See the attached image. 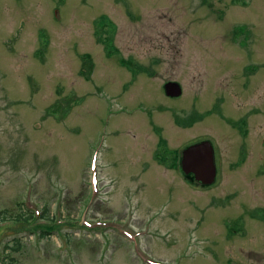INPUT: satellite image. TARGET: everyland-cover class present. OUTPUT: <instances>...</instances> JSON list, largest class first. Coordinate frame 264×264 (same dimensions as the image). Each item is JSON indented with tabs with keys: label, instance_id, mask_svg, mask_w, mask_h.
Masks as SVG:
<instances>
[{
	"label": "rangeland",
	"instance_id": "374dc122",
	"mask_svg": "<svg viewBox=\"0 0 264 264\" xmlns=\"http://www.w3.org/2000/svg\"><path fill=\"white\" fill-rule=\"evenodd\" d=\"M120 57L174 71L203 62L196 103L223 98L232 126L213 114L178 131L167 115L190 108L194 91L168 100L159 88L170 69L127 80ZM188 73L183 85L196 88ZM161 105L152 118L170 143L156 147L145 112ZM209 133L222 153L214 185L167 169L172 151ZM234 154L246 160L228 166ZM22 207L30 222L3 218ZM263 210L264 0H0V260L264 264ZM42 224L53 228L43 235Z\"/></svg>",
	"mask_w": 264,
	"mask_h": 264
},
{
	"label": "flooded vegetation",
	"instance_id": "af4514ba",
	"mask_svg": "<svg viewBox=\"0 0 264 264\" xmlns=\"http://www.w3.org/2000/svg\"><path fill=\"white\" fill-rule=\"evenodd\" d=\"M107 34L108 33L106 32V35H105L106 39H109V42H110V38H107ZM233 34L235 36L236 32H233ZM109 36L112 37V34H109ZM103 42H104L103 45L105 46V49H106L107 43H106V41H103ZM119 61L123 66L129 68L130 72L132 71L131 74L128 72V76L126 77L127 80H130L131 78L133 79L134 77H136V80H138V75L141 73H145L146 75L152 76L149 78L157 79L160 77L159 73H162L164 75V72L163 71L160 72L159 69H170L169 75L171 74V76L169 78H163V75H161V77L163 78V80H162L163 82L159 88L161 90V92L163 93V95L168 100H171V98L178 99L182 96H185L184 94H185L187 89H192L194 91V93L192 94L193 99H191V101H190L191 102L190 108L179 109L178 111H175V110L171 111L170 109H168L171 111L172 117H171V115H167V116L171 118V123L174 124L175 128L178 131L180 130V128H185L186 131L190 130V128H192L194 126V124H196V123L197 124L201 123V125H202V123L206 122L207 121L206 119L209 116H212L213 114L216 115L217 117L225 120L227 123H229L232 126L233 117H230L228 115V113L223 112V110L226 111L225 106H229L227 103H224L223 98H216L213 105L210 106L209 108H208V103H206V101H202V106H203L202 109H200L198 107V103H196V100H200L201 98H204V97H202V95H199V91L202 89V84H204V82L202 81V84L200 85V78H199L200 74L204 73L203 79L207 77L205 66H204L203 62H195L194 64L191 62H186L185 66H183V69L181 71H174L173 69H177L178 67H176L175 65H172L173 63L167 62V61H139V60H135L133 57H129V58L120 57ZM119 61H118V63H119ZM163 63H168L169 67L165 66ZM120 69L122 70L124 68L120 67ZM187 69H191V70H187ZM192 69H198V70L195 71ZM245 70L247 72L246 76H248L250 74V72L247 70V68H245ZM182 72H184V74L186 72H189L186 76L190 77V79H191L190 72H197L196 82H197L198 86L196 88L193 86H191V87L184 86L182 83V80L184 79V78L182 79V75H181ZM89 77H90V74H89ZM246 79H248V77H246ZM220 81H223V79L220 78ZM246 82H248V81H245V83ZM172 87H174V88L180 87L182 90L181 93L177 96L169 94V92H171L170 88H172ZM222 89L226 90V88H224V87ZM120 95H122V94H120ZM175 99H172V100H175ZM208 101H209V99H208ZM165 109H166L165 105H161V106H158L157 108H155L154 109L155 111L152 109V110H148L145 112V113L152 112L150 117H149V124H150L151 130L153 131L155 136H157V138H158L156 147L163 145V143H161L163 141L165 144L170 143V141L167 137H166V141H165L164 133L162 132V129L166 131L167 128L160 126L152 118V117H154L153 113L163 112ZM224 114H226V116H224ZM240 121H241L240 126L245 128V125L247 124V118L242 117V118H240ZM240 121H239V123H240ZM162 125H164V123H162ZM160 128H161V133L158 132ZM244 130L246 132V128ZM235 132H237V131H235ZM197 137L198 138H196V139L190 138L189 142L185 141L183 147L179 151H177V152H175V150L172 151V153L169 154L170 156L168 158V162H167L166 167H167V169L174 170L175 166L179 165L180 166V168H179L180 172L183 174V176L188 181H198L196 179V174L194 172H183V170L181 168V160H182V156H183L182 154H183L184 148L190 146L191 144L207 140V141H210L212 143L213 148H214V150H213L214 164L216 166V178H215V180H218L219 177L222 176V172H221V169H219L217 155L219 157V154L222 155V153L219 150V146H218V142H217V135L209 133V137H206L203 135H197ZM246 146H247L246 143L240 144L238 151H243V153H244ZM240 155H238L235 159V154H234V157L232 158V160H230V163H228V166L240 164L241 162L238 161L240 158ZM152 157L159 164L163 163L162 161L158 160V158L156 157L155 151H154ZM159 159H161V158H159ZM244 159L246 160V154L244 156Z\"/></svg>",
	"mask_w": 264,
	"mask_h": 264
},
{
	"label": "water",
	"instance_id": "95a60500",
	"mask_svg": "<svg viewBox=\"0 0 264 264\" xmlns=\"http://www.w3.org/2000/svg\"><path fill=\"white\" fill-rule=\"evenodd\" d=\"M58 13V11H57ZM169 94L177 96L181 93L180 87L170 88ZM183 169L194 172L196 179L202 184H212L216 178V167L212 147L206 143L188 148L182 160Z\"/></svg>",
	"mask_w": 264,
	"mask_h": 264
},
{
	"label": "trees",
	"instance_id": "16d2710c",
	"mask_svg": "<svg viewBox=\"0 0 264 264\" xmlns=\"http://www.w3.org/2000/svg\"><path fill=\"white\" fill-rule=\"evenodd\" d=\"M89 61H90V65L88 66V70L85 71V74L86 73L87 74L90 73V71H91V69L93 67L92 61L91 60H89ZM194 183H196V182H194ZM47 212H48V210L45 209V213L42 214V217L46 216ZM5 213L6 212L3 210V212H2L3 218L6 219V220L11 221L13 224L24 223V222L28 223V222H30L31 218L33 217V214H26V211L24 210L23 207H22V209H20V212L17 213L15 216H7V215H5ZM257 216L264 220V210L262 211L261 214H258ZM46 217H48V215ZM42 225H44V224H42ZM42 225H37V227H41V233L43 235L46 234L45 230H50L51 231V229L53 228V226H51V225H44V226H42ZM14 243H15L16 246H14V247L12 246L11 247V246L7 245V246H5V249H7V250L9 249V251H12V249L17 250L19 248V246H20V243H21L20 238H16ZM6 257H8V256L6 255ZM2 260L4 261V258H2ZM2 260H0V261H2ZM12 263H13V259H11V261L7 260L5 263L3 262V264H12Z\"/></svg>",
	"mask_w": 264,
	"mask_h": 264
}]
</instances>
